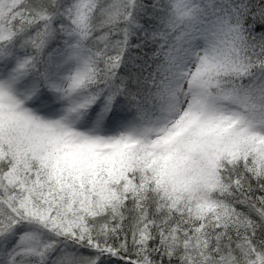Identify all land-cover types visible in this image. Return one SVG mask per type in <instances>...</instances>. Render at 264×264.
I'll list each match as a JSON object with an SVG mask.
<instances>
[{
	"label": "snow or ice",
	"instance_id": "snow-or-ice-1",
	"mask_svg": "<svg viewBox=\"0 0 264 264\" xmlns=\"http://www.w3.org/2000/svg\"><path fill=\"white\" fill-rule=\"evenodd\" d=\"M0 264H264V0H0Z\"/></svg>",
	"mask_w": 264,
	"mask_h": 264
}]
</instances>
